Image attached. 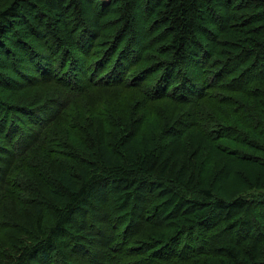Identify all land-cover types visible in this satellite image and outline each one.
<instances>
[{
	"label": "trees",
	"instance_id": "obj_1",
	"mask_svg": "<svg viewBox=\"0 0 264 264\" xmlns=\"http://www.w3.org/2000/svg\"><path fill=\"white\" fill-rule=\"evenodd\" d=\"M238 263L264 264V0H0V264Z\"/></svg>",
	"mask_w": 264,
	"mask_h": 264
},
{
	"label": "rangeland",
	"instance_id": "obj_2",
	"mask_svg": "<svg viewBox=\"0 0 264 264\" xmlns=\"http://www.w3.org/2000/svg\"><path fill=\"white\" fill-rule=\"evenodd\" d=\"M105 3L109 0H103ZM144 15V11L140 10V11H136V18H137V29H138V35H137V39H139L140 35H141V29L143 28V24L141 21V17ZM148 121V119H147ZM149 124H151L148 121ZM196 143V142H194ZM199 143V142H198ZM202 145L204 144V142H201ZM205 148L207 149V151L210 150V145L206 144ZM210 152V159L214 160L216 165L218 164H224L225 162V158L223 157L222 154L217 153L215 151V149L212 147ZM251 168L245 167L244 165H240L239 163L235 162L232 164V168H231V172H230V176H229V180L225 186L226 188V193L228 196H235L237 194L241 195L243 194V190H244V185H243V180L240 177L241 173H247L248 171H250ZM233 172V173H232ZM213 176V174H212ZM208 179H212V177L210 176V174L207 175ZM210 177V178H209ZM224 191V189H223ZM222 191V192H223Z\"/></svg>",
	"mask_w": 264,
	"mask_h": 264
},
{
	"label": "bare ground",
	"instance_id": "obj_3",
	"mask_svg": "<svg viewBox=\"0 0 264 264\" xmlns=\"http://www.w3.org/2000/svg\"><path fill=\"white\" fill-rule=\"evenodd\" d=\"M254 257H255V256H254ZM245 260H246V259H245ZM247 261H248V260H247ZM236 263H237V262H236ZM242 263H243V262H242ZM242 263H241V264H242ZM238 264H239V263H238ZM245 264H246V263H245Z\"/></svg>",
	"mask_w": 264,
	"mask_h": 264
}]
</instances>
